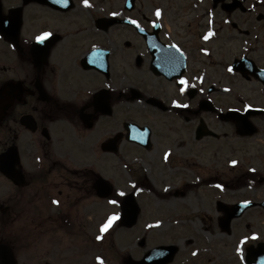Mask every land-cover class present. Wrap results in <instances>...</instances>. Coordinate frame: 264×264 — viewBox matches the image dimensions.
Wrapping results in <instances>:
<instances>
[{
    "label": "flooded vegetation",
    "instance_id": "flooded-vegetation-1",
    "mask_svg": "<svg viewBox=\"0 0 264 264\" xmlns=\"http://www.w3.org/2000/svg\"><path fill=\"white\" fill-rule=\"evenodd\" d=\"M72 142L91 145L104 171L126 164L130 143L141 189L162 198L197 185L184 166L208 173L205 150L213 160L242 150L249 170L232 181L250 176L263 192L264 0H0V154L16 148L23 178L0 168L6 264H29L21 215L32 214L29 228L83 223V201L105 199L99 165L64 152ZM263 200L242 216H264ZM242 224L243 264H264V225Z\"/></svg>",
    "mask_w": 264,
    "mask_h": 264
},
{
    "label": "rangeland",
    "instance_id": "rangeland-1",
    "mask_svg": "<svg viewBox=\"0 0 264 264\" xmlns=\"http://www.w3.org/2000/svg\"><path fill=\"white\" fill-rule=\"evenodd\" d=\"M71 144L64 152L79 157L75 165H91L94 160L91 145ZM123 151L129 152L125 158L126 166L112 161L104 171L100 169V161L94 164L99 165L102 175L112 178L118 190L127 193L134 190L135 177L129 170V163L139 166L138 151L130 143L124 144ZM204 154L211 156H205L208 173L197 163L180 169L185 172L184 182H198L194 187H185V197H170L166 192L167 197L162 198L154 190L137 191L140 218L129 228L119 223L120 206L111 200H93L89 196L81 206L83 223L71 227L65 224V227L29 228L33 223L32 214L21 215L18 219L21 235L18 245L23 260L29 264H129L142 259L157 245L175 244L179 251L169 264H243L241 256L246 231L242 223L254 221L264 225V216L257 215L253 210L247 211L242 218L232 221L231 234L222 233L217 225V201L230 204L251 201L252 198L263 200L264 191L254 190L249 184L250 179L241 182L239 187L237 181H232L239 179L240 172L249 170L244 151L218 152L215 160L207 150ZM205 158L202 159L204 163ZM114 164L117 168L113 167ZM150 164L155 167L153 161ZM205 178H208L207 183H203ZM180 184L176 182L173 186L178 188ZM105 225H108L106 230L103 228Z\"/></svg>",
    "mask_w": 264,
    "mask_h": 264
},
{
    "label": "water",
    "instance_id": "water-1",
    "mask_svg": "<svg viewBox=\"0 0 264 264\" xmlns=\"http://www.w3.org/2000/svg\"><path fill=\"white\" fill-rule=\"evenodd\" d=\"M131 139L133 140V138ZM18 161L19 158L17 157V151L15 147L9 148L6 150V152L0 155L1 170L19 184L23 182V178L20 171H17V168H15V165ZM96 186L98 188L99 194L102 196H107L109 193H111L110 186L102 179L97 181ZM250 206L251 204L245 203L227 205L225 203L219 202L218 208L220 210H224V213H226L225 216L220 218L221 225L230 232L232 218L240 216L242 214L241 210ZM122 207L123 213L121 216V223L127 227H131L138 221V216L141 211V207L139 206L136 196L133 192H131L129 195H126L122 203ZM7 249L10 250L8 246L0 245V264H6L5 261L7 260V257L5 254ZM177 251L178 247L173 244L166 246H155V248L144 254V257L141 260H133L130 261L129 264H168L170 261H172Z\"/></svg>",
    "mask_w": 264,
    "mask_h": 264
},
{
    "label": "snow or ice",
    "instance_id": "snow-or-ice-1",
    "mask_svg": "<svg viewBox=\"0 0 264 264\" xmlns=\"http://www.w3.org/2000/svg\"><path fill=\"white\" fill-rule=\"evenodd\" d=\"M51 33H44L41 36L37 37V40L43 41L46 37L50 36ZM233 163H235V161H233ZM56 203H59L58 201H56ZM113 203H116V201H113ZM115 218V217H114ZM111 223V221H109V224ZM108 227V225L103 226L104 230H106V228Z\"/></svg>",
    "mask_w": 264,
    "mask_h": 264
}]
</instances>
